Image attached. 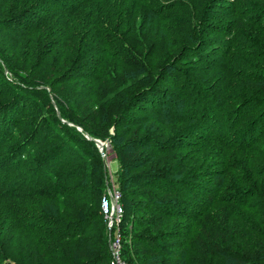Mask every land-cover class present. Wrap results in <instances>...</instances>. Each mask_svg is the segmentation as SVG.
<instances>
[{
  "label": "trees",
  "instance_id": "16d2710c",
  "mask_svg": "<svg viewBox=\"0 0 264 264\" xmlns=\"http://www.w3.org/2000/svg\"><path fill=\"white\" fill-rule=\"evenodd\" d=\"M86 135L125 264H264V0H0V264H110Z\"/></svg>",
  "mask_w": 264,
  "mask_h": 264
},
{
  "label": "rangeland",
  "instance_id": "374dc122",
  "mask_svg": "<svg viewBox=\"0 0 264 264\" xmlns=\"http://www.w3.org/2000/svg\"><path fill=\"white\" fill-rule=\"evenodd\" d=\"M59 88H64L65 90L70 91V92H72L76 89V87H72L71 85H67V84L62 85ZM47 90H48V88H47ZM53 94H54V92L53 93L51 92L50 96H53ZM82 108L84 109L83 105H82ZM56 111L59 112L58 109ZM59 115H60V113H59ZM103 144H104V148H103L104 155L102 156V154H101V156L103 157L104 173H105V178H104V186H105L104 188L105 189H103V194L105 193L103 195V197H104V196H107L106 193L108 190L113 191L114 188L115 189L118 188V184L115 182L116 181L115 180L116 179L115 172L118 169V161L114 157L115 155L112 152L113 150L111 148V144H110L109 140L108 139L104 140ZM118 192H119V190H118ZM109 217H110V220H109V218L104 216V219L106 220L107 227L110 226V231H109V227L107 228V234L109 237L108 240H109V245H110L111 241L113 240V238L115 237V234L118 231L117 225H118L120 218H117V216L115 214L110 215ZM246 218H254V219L258 220L257 219L258 217H256L255 215H253L252 213H250L248 211H246L243 215H238L236 213L230 214V219L232 220V223L239 228L243 238H245V239H242V238L241 239L246 241V244L249 245L250 248L246 250V252H249L253 248H255L254 247L255 242L252 239L247 238L249 232H252V229L247 228L245 222H243ZM111 230H113V231H111ZM255 230H257V229H255ZM254 236H255V239L258 238L257 232H255ZM110 264H117V259L114 258L113 255H112ZM209 264H225V262L221 261L219 258H215V259L212 258L211 261L209 262Z\"/></svg>",
  "mask_w": 264,
  "mask_h": 264
},
{
  "label": "built area",
  "instance_id": "2783aa9c",
  "mask_svg": "<svg viewBox=\"0 0 264 264\" xmlns=\"http://www.w3.org/2000/svg\"><path fill=\"white\" fill-rule=\"evenodd\" d=\"M106 194L107 196H104L101 200L102 213L104 214V216L109 218V220H110L109 216L113 214H115L117 218H120L121 213H122L121 205L118 202L120 193L118 192L117 189L114 188L113 191L108 190ZM110 248H111L112 255L114 256V258L117 259V264H125L121 260L120 254H119L120 234L118 233V231L115 234V237L113 238V240L111 241Z\"/></svg>",
  "mask_w": 264,
  "mask_h": 264
},
{
  "label": "water",
  "instance_id": "95a60500",
  "mask_svg": "<svg viewBox=\"0 0 264 264\" xmlns=\"http://www.w3.org/2000/svg\"><path fill=\"white\" fill-rule=\"evenodd\" d=\"M57 114L59 115V112H58V111H57ZM86 137H87L88 139H92V137H90L89 135H86ZM92 140L95 141L97 147L99 148L100 153H101L102 156H103V155H104V153H103V148H104L103 141L98 140V139H92ZM108 227H109V231H110V226H108Z\"/></svg>",
  "mask_w": 264,
  "mask_h": 264
}]
</instances>
